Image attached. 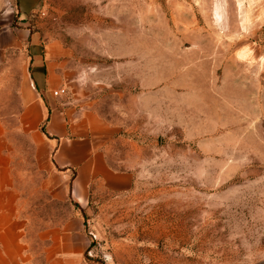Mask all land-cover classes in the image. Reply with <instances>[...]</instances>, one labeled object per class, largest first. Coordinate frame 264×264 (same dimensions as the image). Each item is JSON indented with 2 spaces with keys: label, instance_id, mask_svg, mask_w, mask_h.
I'll use <instances>...</instances> for the list:
<instances>
[{
  "label": "rangeland",
  "instance_id": "1",
  "mask_svg": "<svg viewBox=\"0 0 264 264\" xmlns=\"http://www.w3.org/2000/svg\"><path fill=\"white\" fill-rule=\"evenodd\" d=\"M28 18L63 51L61 95L117 127L109 161L135 174L93 185L84 209L54 200L19 123L26 61L12 51L0 120L32 251L78 211L89 264H264V0H39Z\"/></svg>",
  "mask_w": 264,
  "mask_h": 264
},
{
  "label": "crops",
  "instance_id": "2",
  "mask_svg": "<svg viewBox=\"0 0 264 264\" xmlns=\"http://www.w3.org/2000/svg\"><path fill=\"white\" fill-rule=\"evenodd\" d=\"M38 1L0 0V67L12 51L26 61L20 126L33 140L39 165L44 166L45 160L46 188L53 199L72 195L84 209L93 185L127 189L135 174L118 171L109 161L117 127L94 108L55 94L64 86L65 61L63 51L44 43L29 25L28 16ZM14 160L8 127L0 120V264H89L85 257L91 237L78 211L42 228L35 237L41 250L32 251Z\"/></svg>",
  "mask_w": 264,
  "mask_h": 264
},
{
  "label": "built area",
  "instance_id": "3",
  "mask_svg": "<svg viewBox=\"0 0 264 264\" xmlns=\"http://www.w3.org/2000/svg\"><path fill=\"white\" fill-rule=\"evenodd\" d=\"M64 92H65V89L62 88V89L56 91L55 94L58 95V94H61V93H64Z\"/></svg>",
  "mask_w": 264,
  "mask_h": 264
},
{
  "label": "trees",
  "instance_id": "4",
  "mask_svg": "<svg viewBox=\"0 0 264 264\" xmlns=\"http://www.w3.org/2000/svg\"><path fill=\"white\" fill-rule=\"evenodd\" d=\"M75 204L79 207V205L77 203H75Z\"/></svg>",
  "mask_w": 264,
  "mask_h": 264
}]
</instances>
